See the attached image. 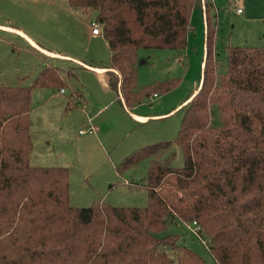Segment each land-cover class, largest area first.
Masks as SVG:
<instances>
[{
	"label": "trees",
	"instance_id": "16d2710c",
	"mask_svg": "<svg viewBox=\"0 0 264 264\" xmlns=\"http://www.w3.org/2000/svg\"><path fill=\"white\" fill-rule=\"evenodd\" d=\"M66 2L94 16L109 51L106 84L119 104L132 110L175 88L178 80L137 86L138 51L184 50L201 0ZM211 5L205 0L200 85L180 109L176 138L143 146L117 166L126 171L149 160L146 207H72L68 168L30 164L31 92L65 91L66 79H76L69 69L63 77L48 65L30 86H0V264H205L178 235L165 233L176 221L195 222L216 264H264V47H229L219 74ZM171 147L182 153L174 173L157 159ZM168 174L179 180L178 196L160 201L156 189Z\"/></svg>",
	"mask_w": 264,
	"mask_h": 264
},
{
	"label": "rangeland",
	"instance_id": "374dc122",
	"mask_svg": "<svg viewBox=\"0 0 264 264\" xmlns=\"http://www.w3.org/2000/svg\"><path fill=\"white\" fill-rule=\"evenodd\" d=\"M203 10L204 7L194 10L190 15L184 50L179 53L164 49L138 51L137 86L167 80H178V84L168 93L151 97L150 103L132 109L141 115L160 116L136 124L119 109L117 102L110 103L107 93L112 94L102 92L103 80L87 72L90 67H97L105 78L109 73L105 68L109 62L107 44L102 36L90 35L93 15L69 8L66 0H0V86L18 83L30 86L48 65L57 66L63 77L68 69L76 77L65 78L69 88L63 93L51 88H34L30 102L33 145L30 164L68 168L70 206L84 208L97 202L115 207L150 205L146 183L149 160L126 171L117 166L143 146L176 138L180 109L187 103V97L197 92L202 72ZM208 13L214 15L211 18L213 53L219 62V74L225 72L229 47H264V0H213ZM8 29L23 32L40 48L81 62L42 54ZM74 89H78L80 96H71ZM82 93L86 101L84 109ZM212 111L211 124L217 127L220 125L217 107ZM86 117L98 128L97 135H78L77 132L87 126ZM162 155L157 158L161 168L165 166L164 161L173 173L182 166L179 148L171 147ZM177 183L175 175L164 177L156 189L158 200L167 195L177 197ZM194 228L192 224L176 221L165 233L178 235L179 245L193 251L205 264H216L204 239Z\"/></svg>",
	"mask_w": 264,
	"mask_h": 264
},
{
	"label": "crops",
	"instance_id": "0c3cea01",
	"mask_svg": "<svg viewBox=\"0 0 264 264\" xmlns=\"http://www.w3.org/2000/svg\"><path fill=\"white\" fill-rule=\"evenodd\" d=\"M8 30L17 33L19 36H21L22 38H24V39L26 40V42H28V44L30 45L29 47H31V48L34 49V50H37V49H38V51L42 52V54L44 53V54H46L47 56H52V57L55 58V59L70 60V61H72V62H78V63L81 62V61H79V60L69 59V57H67V56H62V55H59V54H57V53H53V52H50V51H47V50H45V49H43V48L38 47V46L36 45V43H35V42H34L29 36H27L26 34H24L23 32H21V31H19V30H14V29H8ZM90 35H91V37L102 36L101 34H100V35H93V34L91 33V30H90ZM42 56L45 57V55H42ZM201 66H202V63H201ZM89 69H90V70H87L88 73L94 75L95 77L99 78L100 80H103V82L100 83V84H101V88H102V92H103V93H107L108 91L111 92L112 95H110L109 93H107V94H108L107 96H108V98H109V101L111 100L110 103H112V100L118 103V97H117V94H115L114 92H112L111 90L108 89L107 84H106V78L100 73V70H101V69H99V68H97V67H95V68L90 67ZM114 73H116V72L114 71ZM199 85H200V80H199L198 87H199ZM82 89H83V87H81V92H82ZM110 96H111V98H110ZM152 97H156V96H152ZM82 98H83V99H82V107H83V109H84L85 104H86V101H85V99H84L83 93H82ZM185 104H186V103H183V105H185ZM118 105H119V109H120L122 112H124V114H127V116H128V117H129L134 123H136V124H138V123H142V122H145L149 117H153V118L160 117V116H145V115H141V114H139L138 112H135V110H127V109L123 106L122 103H121V104L118 103ZM180 106H181V105H180ZM180 106H179V108H180ZM133 109H134V108H133ZM133 111H134V112H133ZM70 114H72V112H70ZM86 116H87V115H86ZM85 121H86V124H87L86 127H88L89 125H92V124H91V121H90L89 118L86 117ZM98 132H99V130H98ZM98 132H97V133H98ZM77 133H78V132H77ZM97 133H96V134H93V135H97ZM78 135H79V134H78Z\"/></svg>",
	"mask_w": 264,
	"mask_h": 264
},
{
	"label": "built area",
	"instance_id": "2783aa9c",
	"mask_svg": "<svg viewBox=\"0 0 264 264\" xmlns=\"http://www.w3.org/2000/svg\"><path fill=\"white\" fill-rule=\"evenodd\" d=\"M211 3L213 2V0H209ZM204 2L205 0H201V4H202V7H204ZM204 11V10H203ZM241 10L237 9V12L240 13ZM91 33L93 35H100L101 34V31L99 29V26L95 23V22H91ZM61 93L64 92V90H60ZM156 96V95H154ZM98 132V128L94 125H89L88 127H85V128H82L78 131V134L79 135H93V134H96ZM193 226H195V230L197 231L199 228L198 226H196L195 222L192 223Z\"/></svg>",
	"mask_w": 264,
	"mask_h": 264
}]
</instances>
